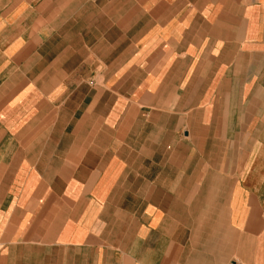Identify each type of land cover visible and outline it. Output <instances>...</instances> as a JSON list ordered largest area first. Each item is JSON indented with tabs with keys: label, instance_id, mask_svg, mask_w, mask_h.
Listing matches in <instances>:
<instances>
[{
	"label": "crops",
	"instance_id": "0c3cea01",
	"mask_svg": "<svg viewBox=\"0 0 264 264\" xmlns=\"http://www.w3.org/2000/svg\"><path fill=\"white\" fill-rule=\"evenodd\" d=\"M0 264H264V0H0Z\"/></svg>",
	"mask_w": 264,
	"mask_h": 264
},
{
	"label": "rangeland",
	"instance_id": "374dc122",
	"mask_svg": "<svg viewBox=\"0 0 264 264\" xmlns=\"http://www.w3.org/2000/svg\"><path fill=\"white\" fill-rule=\"evenodd\" d=\"M92 78V74H86V80L90 81V79Z\"/></svg>",
	"mask_w": 264,
	"mask_h": 264
}]
</instances>
